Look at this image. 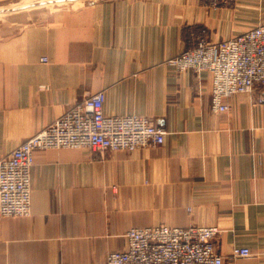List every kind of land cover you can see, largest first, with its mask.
<instances>
[{
	"label": "crops",
	"instance_id": "1",
	"mask_svg": "<svg viewBox=\"0 0 264 264\" xmlns=\"http://www.w3.org/2000/svg\"><path fill=\"white\" fill-rule=\"evenodd\" d=\"M262 23L264 0H0V158L100 91L106 114L166 130L134 152L35 151L31 214L0 218V264H106L128 230L163 224L217 227L225 264H264L260 91L215 111L211 73L168 65Z\"/></svg>",
	"mask_w": 264,
	"mask_h": 264
},
{
	"label": "built area",
	"instance_id": "2",
	"mask_svg": "<svg viewBox=\"0 0 264 264\" xmlns=\"http://www.w3.org/2000/svg\"><path fill=\"white\" fill-rule=\"evenodd\" d=\"M168 65L177 72L211 73L215 111L229 110L228 97L256 91L260 92L254 102L263 103L264 23L220 42L198 41L168 60ZM105 100L104 91L83 99L0 158V218L30 216L31 170L37 150L134 152L164 143L166 130L149 117L106 114ZM218 233L213 226L131 228L126 233L127 248L109 253L106 264H225L215 244ZM232 255L250 258L253 254L247 247H236Z\"/></svg>",
	"mask_w": 264,
	"mask_h": 264
},
{
	"label": "rangeland",
	"instance_id": "3",
	"mask_svg": "<svg viewBox=\"0 0 264 264\" xmlns=\"http://www.w3.org/2000/svg\"><path fill=\"white\" fill-rule=\"evenodd\" d=\"M84 3H81V5H83ZM188 50V49H187ZM183 53V52H182ZM180 55V54H179ZM156 147V146H155ZM164 225V224H163Z\"/></svg>",
	"mask_w": 264,
	"mask_h": 264
}]
</instances>
